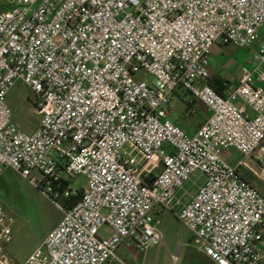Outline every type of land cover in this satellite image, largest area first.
<instances>
[{"label": "built area", "instance_id": "obj_1", "mask_svg": "<svg viewBox=\"0 0 264 264\" xmlns=\"http://www.w3.org/2000/svg\"><path fill=\"white\" fill-rule=\"evenodd\" d=\"M218 43L258 49L257 69L225 94L209 84ZM263 65L264 0H18L0 12V177L41 175L64 199L79 195L74 176L87 179L23 264H109L123 244L161 245L157 208H178L213 263L262 264L264 194L240 169L264 143ZM17 82L37 100L32 134L7 102ZM179 92L211 111L193 135L168 118ZM223 150L242 158L232 165ZM196 173L205 182L183 203ZM13 223L0 204V264Z\"/></svg>", "mask_w": 264, "mask_h": 264}, {"label": "rangeland", "instance_id": "obj_2", "mask_svg": "<svg viewBox=\"0 0 264 264\" xmlns=\"http://www.w3.org/2000/svg\"><path fill=\"white\" fill-rule=\"evenodd\" d=\"M17 1L0 0L6 5V9L14 6ZM257 51L256 47L248 50L232 44H216L210 61L214 74L235 84L241 78L243 67L250 71L257 69L258 64L253 62ZM262 69L264 70V65ZM147 79L152 81L153 77L149 75ZM261 85L264 86V83ZM7 102L14 112L16 125L24 132L32 134L41 121V116L36 111L37 100L33 92L23 83L17 82L7 96ZM171 107L173 113L168 117L169 120L177 123L179 118H183L180 124L186 131L191 130V126L198 122L199 115L189 114L188 103L176 98ZM223 155L232 163L237 152L223 150ZM257 155L260 156L259 159L255 158ZM239 158L241 159L242 156L240 155ZM249 160H252L251 167L254 173L245 170V174L254 181L264 184V150L260 148ZM154 164V160L149 161L144 166V170L154 169ZM33 176L36 178V185L10 168L6 169L0 177V204L14 219L13 239L6 246L10 264H23L63 219V211L59 206L64 207L65 199L57 198L53 194L47 195L41 184V175L33 174ZM204 182V175L196 173L179 195L181 201L187 203ZM70 183L74 190H79L86 186L87 179L83 175H76ZM177 210L178 208L174 211L157 208L155 211V216L159 220V230L164 239L163 244L152 245L146 251H137L128 245H122L117 252L118 260L113 264H123L122 262L126 264H202L198 259L200 248L197 245V238L180 220ZM105 233L106 230H103L102 234Z\"/></svg>", "mask_w": 264, "mask_h": 264}, {"label": "crops", "instance_id": "obj_3", "mask_svg": "<svg viewBox=\"0 0 264 264\" xmlns=\"http://www.w3.org/2000/svg\"><path fill=\"white\" fill-rule=\"evenodd\" d=\"M213 76H218V75H216V74H214V71H213V69H212V67H211V77H213ZM223 82H224V89H223V94H225L226 93V91H227V89L231 86V85H237L238 83H239V81L238 82H236L235 84H232V83H230V82H228L227 80H225L223 77H221V76H218ZM176 98H179L180 100H182V101H184L185 103H188L189 104V108H192V109H195L196 110V114L197 115H199V120H198V122L197 123H195V124H193L192 126H191V130H189V131H186L185 129H183V127L181 126V119H183V118H179V120H177V123H175L176 125H178L179 127H181L184 131H186L189 135H193V134H195L196 132H197V130L202 126V125H204L206 122H207V120L209 119V117L211 116V111L207 108V107H205L203 104H201V103H199V102H197V101H193V102H190V101H186V95L183 93V92H179L178 94H177V97ZM188 109V108H187ZM173 113V109H172V107L170 108V112H169V115H168V117H170V115ZM195 114V115H196ZM39 126V125H38ZM38 128V127H37ZM37 128L34 130V132L37 130ZM33 132V133H34ZM264 145H262V147H261V149L262 150H264V147H263ZM259 150V149H258ZM257 150V151H258ZM257 151L255 152V153H257ZM239 154L237 153V156H236V158H234V161L231 163L232 165H236L237 163H238V161L240 160V158H239ZM256 159H259L260 158V156L259 155H257L256 157H255ZM251 162H252V160H249V158L247 159V161H246V166L245 167H242L241 169H240V172H241V174H242V176L247 180V181H249V182H251L256 188H258L263 194H264V184L263 183H260V182H257V181H254L253 179H251V178H249L248 177V175L247 174H245V170H250L251 172H253V168L251 167ZM254 173V172H253ZM199 190V189H198ZM181 192H182V190L179 192V194H178V196L181 194ZM197 193V192H196ZM196 194H193L191 197H190V199L191 198H193L194 196H195ZM180 198V197H179ZM157 210V209H156ZM123 245H127V244H123ZM128 247H130V248H132L131 246H128ZM135 249V248H134ZM136 250V249H135ZM199 252V255H198V259L201 261V263L202 264H215V263H213L202 251H198ZM117 261V259L116 260H113L111 263H109V264H113V263H115ZM262 264H264V261H263V263Z\"/></svg>", "mask_w": 264, "mask_h": 264}, {"label": "trees", "instance_id": "obj_4", "mask_svg": "<svg viewBox=\"0 0 264 264\" xmlns=\"http://www.w3.org/2000/svg\"><path fill=\"white\" fill-rule=\"evenodd\" d=\"M13 6L9 7L8 9L12 8ZM6 5L0 2V12L3 10L6 11ZM209 84L220 94H223V89H224V82L218 77V76H213L209 80ZM56 190H54L55 192ZM83 193V189H80L79 195L77 197H72L69 199H65V204L64 207L66 210L71 209L73 206H75L81 199Z\"/></svg>", "mask_w": 264, "mask_h": 264}]
</instances>
